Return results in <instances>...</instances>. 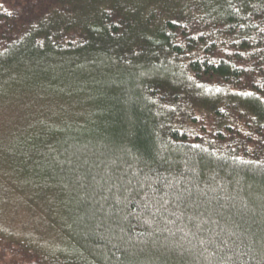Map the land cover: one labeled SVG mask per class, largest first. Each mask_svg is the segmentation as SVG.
Returning a JSON list of instances; mask_svg holds the SVG:
<instances>
[{"label": "trees", "instance_id": "16d2710c", "mask_svg": "<svg viewBox=\"0 0 264 264\" xmlns=\"http://www.w3.org/2000/svg\"><path fill=\"white\" fill-rule=\"evenodd\" d=\"M18 94L0 264H264V0H0Z\"/></svg>", "mask_w": 264, "mask_h": 264}, {"label": "rangeland", "instance_id": "374dc122", "mask_svg": "<svg viewBox=\"0 0 264 264\" xmlns=\"http://www.w3.org/2000/svg\"><path fill=\"white\" fill-rule=\"evenodd\" d=\"M3 100L5 99L3 98ZM2 102L4 101L0 102V140L3 142H8L11 135L12 137L16 136L13 134L14 125L17 124L15 128L21 130L22 132L19 134H22L29 126L28 122H33L41 117L42 104L37 95L18 94L10 96L3 104ZM28 104L31 108L25 110L24 107ZM29 213L28 207H0V225L10 227L17 234H30L37 238Z\"/></svg>", "mask_w": 264, "mask_h": 264}]
</instances>
